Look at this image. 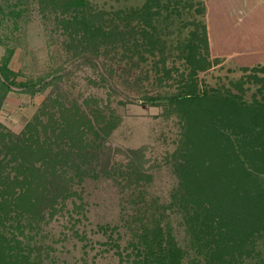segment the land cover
I'll use <instances>...</instances> for the list:
<instances>
[{
  "label": "trees",
  "instance_id": "trees-1",
  "mask_svg": "<svg viewBox=\"0 0 264 264\" xmlns=\"http://www.w3.org/2000/svg\"><path fill=\"white\" fill-rule=\"evenodd\" d=\"M3 1L12 16L33 8L45 20H53L67 59H85L96 67L99 59L109 61V71L102 72L106 79L125 75L139 83L136 71L149 56L156 57V51L158 84L169 79L173 69L178 73L175 66H167L172 40L165 35L170 36L172 12L160 0L116 11L96 9L88 0ZM182 51L191 65L188 77L179 73V93L170 98L145 96L143 101L168 100L185 123L176 163L184 176L172 194V210L181 217L185 245L161 224L162 209L157 213L150 205L134 210L129 222L135 225L132 237L126 255L119 256L125 264H245L256 249L257 257L264 250V244L257 245L264 238V98L247 102L238 94L200 88L194 76L206 65L197 57L198 45L190 42ZM13 75L0 65V111L13 87L32 97L46 86L55 88L19 133L0 121V264H51L54 250L47 229L66 210L71 213L69 205L74 210L82 207L77 187L87 178L103 175L124 191L140 183L143 172L131 156L126 165L111 163L116 153L109 143L115 128L112 114L100 106L86 109L87 99L69 101L57 82L42 86L31 80L17 82ZM218 146L223 169L217 176L218 159L208 166L199 165L198 159L205 147ZM138 152L130 150L134 156ZM142 211L150 215L151 223L143 221ZM259 259L264 264V257Z\"/></svg>",
  "mask_w": 264,
  "mask_h": 264
},
{
  "label": "rangeland",
  "instance_id": "rangeland-1",
  "mask_svg": "<svg viewBox=\"0 0 264 264\" xmlns=\"http://www.w3.org/2000/svg\"><path fill=\"white\" fill-rule=\"evenodd\" d=\"M88 1L96 9L116 11L140 8L147 0ZM160 1L169 6L168 12H172L170 36L165 35L172 40V59L167 60V66H175L178 73L173 69L171 77L158 84L160 75L153 65L160 58L156 51L157 56H149L136 71L141 80L135 84L133 78L125 75L121 79L114 75L112 79H106L102 75V72L109 71L110 62L106 59H99L98 67L85 59H67L62 49L63 37L55 30L53 20H45L33 8L18 17L12 16L4 1L0 0V8L6 9L4 12L0 10V16L4 18L0 21V65L13 71L11 79L40 82L42 86L57 82L58 90L64 95L69 94V101L87 99L86 109L100 106L105 113L112 114L115 128L110 133L109 143L116 153H113L111 163L126 165L131 156L143 172L140 183L124 191L114 179L103 175L87 178L78 186L82 207L74 210L72 204L69 205L71 213L66 210L47 229L54 250L51 264H125L119 253L126 255L125 247L132 237L131 228L135 225H129L131 216L134 210L150 205L157 213L162 209L161 224L166 225L171 233L173 230L180 244L185 245L181 217L172 210V194L184 176L176 163L180 157L179 144L185 123L168 100L150 103L144 102L143 98L158 95L170 98L179 93L182 87L179 73L188 77L191 65L181 53L190 42L198 45L197 57L206 65L194 76L200 88L238 94L247 102L264 98V49L255 48V41L246 46L239 43L236 34H226L232 29L223 14L214 17L218 23L214 25L210 21L212 12L207 9L208 0ZM159 9L164 17L166 11L162 6ZM153 10L156 11V7ZM204 36L207 39L201 41ZM234 41L237 44L233 45ZM13 88L14 92L8 94L0 111V121L19 133L44 98L54 92L55 86H46L33 97ZM262 128L264 131V124ZM130 150L140 152L134 156ZM222 154L220 146L205 147L198 164L208 166L219 160L214 171L219 175L223 169ZM204 172L208 173L206 168ZM201 179L197 178L198 181ZM142 214L143 221L151 223L150 215L148 217L144 211ZM258 244H264V238H260ZM257 250L245 264L261 263L259 258L264 257V250L259 257Z\"/></svg>",
  "mask_w": 264,
  "mask_h": 264
},
{
  "label": "crops",
  "instance_id": "crops-1",
  "mask_svg": "<svg viewBox=\"0 0 264 264\" xmlns=\"http://www.w3.org/2000/svg\"><path fill=\"white\" fill-rule=\"evenodd\" d=\"M207 2V9L212 12L210 21L214 25L218 24L214 21V17L223 14L232 29L226 34L230 33V36L236 34L240 37H238L239 43L246 46L255 41L253 42L255 48L264 49V0H208ZM232 44L235 45L237 42L234 41Z\"/></svg>",
  "mask_w": 264,
  "mask_h": 264
}]
</instances>
